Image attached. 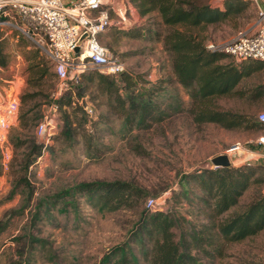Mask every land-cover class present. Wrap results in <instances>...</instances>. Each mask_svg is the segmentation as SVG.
Listing matches in <instances>:
<instances>
[{"label": "rangeland", "instance_id": "rangeland-1", "mask_svg": "<svg viewBox=\"0 0 264 264\" xmlns=\"http://www.w3.org/2000/svg\"><path fill=\"white\" fill-rule=\"evenodd\" d=\"M115 2L131 5L126 20L123 22L113 15L112 24L99 39L122 62L124 69L137 77L139 85L155 86V97L169 115L161 122L152 123L148 129L129 130L124 117L108 109L107 95L91 89L80 100L84 107L92 108L90 113L85 109L87 123H83V114L78 112L77 117L73 116L77 127L73 141L57 137L63 123L62 112L47 100L35 106L43 101L41 97L22 102L24 94L38 89L30 80L33 65L40 62L52 73L51 58L20 30H2L0 42L8 62L6 67H0V95L20 97V106L17 121L0 147V264H99L111 247L126 240L137 219L135 212L129 208L102 209L83 193L59 197L64 189L77 182L132 181L147 188L151 196L159 192L158 201L165 202L166 197L187 188L185 174L209 167L211 159L226 154L233 142L241 141L252 149L259 147L256 139L264 131L247 129L245 125L264 110V95L251 97L253 89L264 84V70L243 78L232 96L219 97L214 102L215 109L242 116L240 126L228 128L216 122L199 123L191 112L196 102L189 90L173 79L170 56L164 47L166 29L160 17L156 13L142 16L131 0ZM211 3L216 4L215 0ZM256 19L257 5L253 2L237 18L210 25L206 31L208 41H229L241 33L251 32ZM227 61L233 62L231 57ZM75 83L69 81L66 86ZM54 85L56 88L58 82ZM53 88L43 93H53ZM175 97L179 98V111L169 106ZM32 106L35 108L29 117L38 109L42 116L54 112L59 128L45 143L42 155L24 171L21 165L29 151L28 141L41 142L35 126L24 129L20 123L22 111ZM256 164L264 165V159ZM258 191V186H253L239 208ZM189 198L193 200L192 193ZM189 198H181L179 210L185 214L189 211L192 216L197 205ZM41 200L45 201L38 207ZM46 200L50 206H46ZM169 204L174 206L173 200H169ZM225 253L223 257L202 261L206 264H263L264 232L227 244Z\"/></svg>", "mask_w": 264, "mask_h": 264}, {"label": "trees", "instance_id": "trees-1", "mask_svg": "<svg viewBox=\"0 0 264 264\" xmlns=\"http://www.w3.org/2000/svg\"><path fill=\"white\" fill-rule=\"evenodd\" d=\"M131 1L142 16L156 13L160 17L166 29L164 47L170 56L173 79L189 90L196 102V107L191 110L195 120L199 123H221L228 128L240 126L243 120L239 118L242 116L217 110L213 107L214 102L219 97L235 94L243 78L264 70V61L250 59L239 65L233 59V62H226L230 55L206 48V31L210 25L237 18L253 1L223 0L221 5H213L211 0ZM7 62L4 46L0 42V67H6ZM49 72V67H42L40 62L33 65L30 80L38 89L24 94L22 102L41 97L43 101L35 106L46 100L55 105L63 118L57 137L66 141H73L76 133L73 116L77 117V113L81 112L83 123L88 121L80 100L91 89L107 95L108 109L122 115L129 130L148 129L152 123L161 122L169 115L161 109L155 97V86L142 87L137 77L125 69L114 74L88 70L56 100H52V92L43 93L52 86L55 89L54 82H58L55 70ZM263 95L264 84L253 89L251 97ZM169 106L179 111V98L175 97ZM33 108L29 107L20 114L24 129L36 126L43 117L39 109L29 117ZM245 127L264 131V124L258 118ZM28 142L29 151L25 153L21 165L24 171L42 155L45 146L44 142L34 139ZM183 177L187 188L166 197L164 204L155 209L149 208L146 203L148 198H157L159 192L153 193L155 197L151 196L147 188L122 179L80 181L64 189L59 197H74L76 193H83L102 209L129 208L137 215L126 240L111 247L99 264H206L203 258L225 256L227 244L264 232V165L231 164L218 169L203 167ZM253 186H258L259 191L239 208L243 197ZM190 193L193 200L189 198ZM182 197H188L197 205L196 212L192 214L194 217L189 211L185 214L179 210ZM169 200H173L174 206L169 204ZM43 201L38 203V207Z\"/></svg>", "mask_w": 264, "mask_h": 264}, {"label": "built area", "instance_id": "built-area-1", "mask_svg": "<svg viewBox=\"0 0 264 264\" xmlns=\"http://www.w3.org/2000/svg\"><path fill=\"white\" fill-rule=\"evenodd\" d=\"M222 1L215 0V3L221 5ZM251 1L257 5L253 31L241 33L229 41L206 43L207 49L230 55L238 65L250 59L264 61V0ZM129 5L117 4L115 0H0V32L16 28L47 52L58 77V85L52 93L56 100L67 88L68 81L78 82L88 70L113 74L124 70L122 62L110 53L99 37L112 24L113 15L123 22L126 20L127 10L131 8ZM83 34L87 36L79 44ZM77 46L78 51L75 50ZM19 99L15 95L8 98L0 95V147L17 121ZM85 109L92 112L89 106ZM257 118L264 124V110L258 113ZM58 128V116L50 112L38 121L35 133L47 143ZM256 143L260 149H252L241 141L233 142L226 152L231 164L254 165L263 160L264 134L257 137ZM220 167L213 163L209 166L212 169ZM163 203L158 198H148L146 204L155 209Z\"/></svg>", "mask_w": 264, "mask_h": 264}, {"label": "water", "instance_id": "water-1", "mask_svg": "<svg viewBox=\"0 0 264 264\" xmlns=\"http://www.w3.org/2000/svg\"><path fill=\"white\" fill-rule=\"evenodd\" d=\"M87 34H83L79 39V44L86 38ZM76 51L79 50V46L76 47ZM211 162L215 165H220L221 167L231 165V162L226 154H220L211 159Z\"/></svg>", "mask_w": 264, "mask_h": 264}, {"label": "crops", "instance_id": "crops-1", "mask_svg": "<svg viewBox=\"0 0 264 264\" xmlns=\"http://www.w3.org/2000/svg\"><path fill=\"white\" fill-rule=\"evenodd\" d=\"M256 149H260V147L256 146Z\"/></svg>", "mask_w": 264, "mask_h": 264}]
</instances>
